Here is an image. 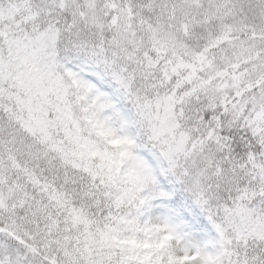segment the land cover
I'll list each match as a JSON object with an SVG mask.
<instances>
[{
  "label": "snow or ice",
  "instance_id": "obj_1",
  "mask_svg": "<svg viewBox=\"0 0 264 264\" xmlns=\"http://www.w3.org/2000/svg\"><path fill=\"white\" fill-rule=\"evenodd\" d=\"M0 264H264V0H0Z\"/></svg>",
  "mask_w": 264,
  "mask_h": 264
}]
</instances>
